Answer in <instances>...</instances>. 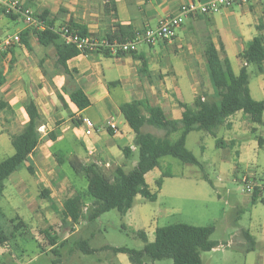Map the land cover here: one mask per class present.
<instances>
[{
  "label": "crops",
  "instance_id": "1",
  "mask_svg": "<svg viewBox=\"0 0 264 264\" xmlns=\"http://www.w3.org/2000/svg\"><path fill=\"white\" fill-rule=\"evenodd\" d=\"M17 1L24 3L36 17L47 13L46 24L53 22L52 29L55 31L74 23L84 26L89 35L104 39L115 32L118 26L128 27L134 33L142 32L146 28H155L164 18L177 15L181 6L190 2L200 4L208 0ZM112 6L114 10L111 9ZM12 15L16 16L14 20L0 12V41L14 35L20 36L28 29L20 15ZM4 18L13 22L21 18L23 25L15 27L13 33H7L6 30L10 29L11 24L6 23ZM258 27L262 29L261 34L264 35V0H248L244 5L222 8L211 15L188 16L184 18L172 42H159L154 46L140 45L137 52L130 56L108 52V55L104 53L77 55L66 62L68 75L57 64L56 46L64 43L60 36L55 45L43 47L30 35L27 39L28 46L20 41L5 53H0V77L3 78L0 87V127L6 126L5 129H0V138L5 133L9 135L11 141V136L23 130L28 122L24 111L27 99L33 101L40 118L38 145L28 156L26 163L20 167L27 171L32 183L29 185L23 182L22 178H11L10 185L20 186V189L25 191L31 187L47 190L50 200L55 198L54 185L63 187L64 184L70 183L67 174L61 168L70 158H76L83 165L95 164L105 173V170L113 167L115 156L122 155V148L129 147L133 153L136 151L133 146V133L120 113L119 107L122 104L134 100H149L151 105L161 107L170 119H180L182 109L178 102L184 103L181 101L180 79L190 80L189 91L192 93L193 101L191 104H185L192 105L198 96L197 83L192 78L191 68L195 65H192V62L201 66L196 54L201 52L204 60V40L207 37L212 39L220 59L227 58L233 73L238 75L244 65L239 55L246 44L258 35ZM165 58H169L170 62ZM234 62L238 65L237 72L233 68ZM176 66L182 68L183 72L177 73ZM143 67L146 72H141ZM250 67L247 66L248 76ZM262 69L263 72H258L254 67L251 74L255 80L248 81V89L253 100L264 103V62ZM71 78L73 82L70 81ZM73 84L83 90L90 102L88 108L78 110L70 102L69 94ZM116 87L120 88L121 96L115 94ZM84 117L89 118L95 127L100 128L91 136L84 134L85 129L82 125ZM109 120L117 126V133L106 127ZM16 129L17 132L13 134L12 130ZM219 129L226 132L224 139H218L223 143L220 149L222 152L212 160L214 162L219 160L220 165L217 169L220 175L225 171H231L233 182L240 185L241 194L232 201L237 206H240V202L252 205L257 200L264 204L263 191H256L255 195L251 196L242 192L241 188L242 178L248 177L251 170L259 169L264 173V112L259 124L253 123L248 115L237 112ZM51 133H55V140L49 138ZM58 143L65 144V148L53 151ZM124 143L128 145L124 146ZM149 174L145 176L148 186ZM220 175L213 181L205 176L219 199L214 182L222 183ZM171 178L173 177L167 179ZM68 187L74 190L67 198L77 195V190L71 183ZM173 193L180 195L182 192ZM39 195L40 193L37 196ZM161 195L162 188L158 191L156 202ZM31 207L29 208L32 210ZM165 207L166 210H172L167 204ZM203 220V215L194 214L188 216L185 224L200 227ZM212 227L215 232L216 227L214 225ZM227 227L229 230L230 226ZM247 233L249 238L245 237ZM229 235L233 238L231 243L222 241L218 243V247L206 252L210 253L208 262L211 263L214 254L219 250L223 252L231 248L234 239H238L239 243L247 245L243 264H264V225H260L256 233L250 232L249 229L234 228ZM58 245L59 242L54 247Z\"/></svg>",
  "mask_w": 264,
  "mask_h": 264
},
{
  "label": "trees",
  "instance_id": "2",
  "mask_svg": "<svg viewBox=\"0 0 264 264\" xmlns=\"http://www.w3.org/2000/svg\"><path fill=\"white\" fill-rule=\"evenodd\" d=\"M111 9L114 10V7L112 6ZM4 15L12 20L16 18L12 14ZM47 16V13H43L37 17L45 23L46 29L28 28L20 34V41L28 46L27 39L32 35L43 47L55 45L59 35L52 29L53 22L46 24ZM68 28L82 37L89 35L84 26L70 23ZM257 30L258 35L246 44L243 52L239 55L244 65L238 75L233 73L227 58L220 59L212 39L207 37L204 40L203 56L214 100H204L197 96L192 105L178 102L182 109L180 119H170L161 107L151 105L148 100H134L122 104L119 107L120 113L134 136L133 146L137 152L136 166L127 173L122 168L117 167L107 175L95 164L83 165L76 158L68 159L71 169L85 178L87 190L86 193H79L63 201L61 215L64 221L74 227L80 220L84 219L91 225L102 214L111 210H116L124 216L132 208L136 196H140L145 201L155 202L162 186V179L171 176L162 173L161 177L155 181L157 188L155 192H151L145 176L160 167L162 158L170 157L183 165H192L203 169L202 164L186 148V138L189 133L205 132L215 137V132L225 124L230 116L237 112L248 115L253 123H261L264 103L251 98L247 72V66H254L258 72H263L264 35L261 34V28L258 27ZM134 35L135 33L130 28L118 26L115 32L107 36V39L120 41L125 38L132 39ZM219 47L222 50L220 42ZM56 52L57 64L68 75L66 62L79 55V51L74 45L62 43L60 46H56ZM104 54L108 55L107 52ZM133 54L119 53L118 55L130 56ZM146 71L144 67L141 70V72ZM70 81L73 82L72 78ZM2 84L3 78L0 77V87ZM69 100L78 110H84L90 106L83 90L75 84H73V89L69 94ZM4 107L3 105L2 108ZM24 111L28 117L27 124L20 133L11 136L14 152L0 162V195L4 191V182L26 163L28 156L35 150L39 142L38 124L40 118L32 100H26ZM146 127L162 132L163 135L158 137L146 132L144 131ZM177 133L178 137L172 140L171 136ZM49 138L55 140V133L49 134ZM222 145V141L217 139L216 148L222 149ZM122 155L124 160L128 161L132 158L133 151L129 147L122 148ZM39 197L49 199V192L44 190ZM85 199L91 201L89 208H87V215L82 212ZM10 222L12 223L10 237L0 228V248L8 245L14 234L18 233L20 228L25 227L21 220L17 224H14L13 220ZM213 233L214 228L212 226L196 227L179 223L157 228L153 242L148 240L143 231L137 232L136 237L143 243L141 250L124 247L111 250L115 254L126 255L130 264H145L146 260L151 263L171 260L172 264H202L201 254L209 252L219 245L210 239ZM42 234L48 244L53 247L51 251L56 253L53 249L57 239L51 236L48 231H44ZM245 237L249 238V234H245ZM75 249L86 255L95 252L94 249L90 248L87 240L76 243ZM0 264L7 263L0 260Z\"/></svg>",
  "mask_w": 264,
  "mask_h": 264
},
{
  "label": "rangeland",
  "instance_id": "3",
  "mask_svg": "<svg viewBox=\"0 0 264 264\" xmlns=\"http://www.w3.org/2000/svg\"><path fill=\"white\" fill-rule=\"evenodd\" d=\"M4 21L11 24L10 29L6 30L7 33H13L15 27H22L23 25L21 18L15 22L4 18ZM179 36L182 37L183 35ZM196 55L201 61V66H198L194 61L192 62L191 58L189 59L192 65L195 64L191 71L192 78L197 83L198 96L204 100H214L202 53L199 52ZM165 60L170 62L169 58H165ZM175 68H177V73L183 72L179 66ZM233 68L237 72L238 65L235 62ZM253 69V66L249 69L250 82L255 80L251 74ZM186 80L180 79L181 101L191 104L193 96L189 91L190 80ZM114 92L121 96L119 87H116ZM1 128L5 129L6 126ZM17 130H12V133L15 134ZM144 131L158 137L163 135L162 132L149 127H146ZM12 133L9 132V134ZM225 133L224 130L219 129L215 134L216 138L205 132L189 133L186 138V148L203 165L202 170L192 165H183L170 157L162 158L160 167L147 176L151 192L157 190L155 181L161 177L162 173H167L173 178L162 179V197L157 202L145 201L140 196H136L132 208L126 215L122 216L116 210H111L102 214L91 225L82 219L77 225H74L75 227H72L64 221L61 215L63 201L74 190L68 187L70 183L77 190V194L86 193L87 190L85 178L76 174L68 163L63 164L61 168L67 174L70 183L64 184L63 187L54 185L55 198H50V200L37 196L43 191L39 188L31 187L25 191L20 189V186L10 185L11 178H22L24 179L23 182L25 181L29 185L32 183L31 177L24 168L16 171L4 182L5 190L0 197V228L10 237L12 234L10 220H13L14 224L23 220L25 227L20 228L19 232L14 234L8 245L0 248V260L7 264H130L126 255L115 254L111 249L124 247L141 250L143 243L136 237L137 232L143 231L148 240L153 242L157 228L179 223L185 224L188 216L194 214H200L204 217V220L200 222V227L208 225L216 227L210 239L217 243L222 241L231 243L233 238L229 234L234 231V228L249 229L250 232L256 233L259 226L264 225V204L258 200L252 205L244 202H240V206L234 204L232 199L241 194L240 185L233 182L231 171H225L220 175L217 169L220 165L219 160L216 162L212 160L213 157L222 152L216 148L215 140L224 139ZM177 137L178 133L172 135L171 139L175 140ZM127 145L124 143V146ZM63 148H65V144L58 143L53 151ZM13 152L10 137L4 133L0 138V162L11 156ZM136 162V151L128 161H125L122 155L118 154L113 160V167H120L127 173L135 167ZM113 167L105 170V174L109 175L115 169ZM248 173V177L264 184V173L261 170L253 169ZM219 175L222 177V183L214 182V185L220 199L212 186L204 179L206 176L207 179L213 181ZM64 187L66 188L63 189ZM174 191H181L182 193L178 195L173 193ZM34 195L36 196L34 197ZM84 204L86 209L82 208V212L87 215V208H89L91 201L85 199ZM165 204L169 205L172 210H166ZM30 206H32V210L29 208ZM37 206L40 209L36 208ZM240 211L241 213H239ZM227 225L230 226L229 230ZM44 231H48L51 236L57 239L56 243H60L53 249L56 253L51 251V246L42 234ZM81 240H87L90 248L94 249L95 252L86 255L76 250V243ZM238 241V239H234L231 248L223 252L219 250L218 253L214 254L211 263L208 262L210 253H202V264H243L244 250L247 245H242ZM107 247L109 249H106ZM145 264H172V262L171 260H162L151 263L146 260Z\"/></svg>",
  "mask_w": 264,
  "mask_h": 264
},
{
  "label": "built area",
  "instance_id": "4",
  "mask_svg": "<svg viewBox=\"0 0 264 264\" xmlns=\"http://www.w3.org/2000/svg\"><path fill=\"white\" fill-rule=\"evenodd\" d=\"M248 0H208L204 3L195 4L190 2L180 7L179 13L175 16H168L161 20L155 28H146L142 32L135 33L132 39H123L120 41H110L107 38L98 39L91 35L80 36L72 31L68 26L55 31L63 38L64 43L71 44L79 51V55L90 56L92 54L108 52L110 54L124 53L130 54L137 52L140 45L154 46L159 42H172L177 30L183 23L184 18L196 15H211L217 13L222 8H230L231 6L244 5ZM0 12L4 14L21 15L24 23L28 28L37 30L46 29L45 23L34 16L33 12L22 2L17 0H0ZM20 43V36L14 35L0 41V53H5L13 45ZM203 100V99H202ZM84 134L91 136L100 128L94 126L89 118H82ZM106 127L113 133H117V126L112 120L106 122ZM242 192L253 196L256 191L264 192V184L257 182L250 177H243L241 180Z\"/></svg>",
  "mask_w": 264,
  "mask_h": 264
}]
</instances>
